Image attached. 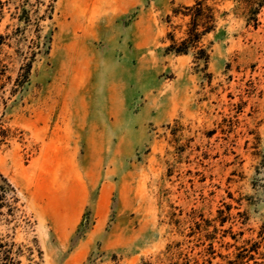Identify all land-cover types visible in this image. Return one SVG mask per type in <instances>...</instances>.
<instances>
[{
	"label": "rangeland",
	"instance_id": "1",
	"mask_svg": "<svg viewBox=\"0 0 264 264\" xmlns=\"http://www.w3.org/2000/svg\"><path fill=\"white\" fill-rule=\"evenodd\" d=\"M0 0V240L18 264H263L264 0Z\"/></svg>",
	"mask_w": 264,
	"mask_h": 264
},
{
	"label": "trees",
	"instance_id": "2",
	"mask_svg": "<svg viewBox=\"0 0 264 264\" xmlns=\"http://www.w3.org/2000/svg\"><path fill=\"white\" fill-rule=\"evenodd\" d=\"M208 0H198L191 7H184L182 10H174L175 16L189 18L185 37L180 41L176 40L172 34H169L171 44L167 47V52L176 55H186L194 52L196 60L208 62L209 55L205 48L199 46L201 40L207 34L213 32L216 28V18L214 9L208 5ZM4 186L0 185V191ZM264 259V255H263ZM0 264H18L12 256V249L8 244L0 240ZM264 264V261H263Z\"/></svg>",
	"mask_w": 264,
	"mask_h": 264
}]
</instances>
